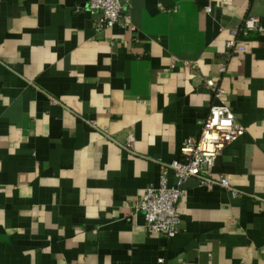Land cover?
I'll list each match as a JSON object with an SVG mask.
<instances>
[{"label": "crops", "instance_id": "1", "mask_svg": "<svg viewBox=\"0 0 264 264\" xmlns=\"http://www.w3.org/2000/svg\"><path fill=\"white\" fill-rule=\"evenodd\" d=\"M125 12L98 29L88 0H0V264H264V37L227 47L264 0ZM207 77L245 128L212 172L246 193L189 178L167 237L135 204L221 101Z\"/></svg>", "mask_w": 264, "mask_h": 264}, {"label": "built area", "instance_id": "2", "mask_svg": "<svg viewBox=\"0 0 264 264\" xmlns=\"http://www.w3.org/2000/svg\"><path fill=\"white\" fill-rule=\"evenodd\" d=\"M131 2L132 0H88V8L96 15V27L99 29L115 23L127 24L129 16L125 12V6ZM206 9L211 8L207 6ZM231 32L232 37L227 40V47L243 49L250 36L264 37V23L258 16H247L242 26L233 28ZM220 69L226 70L224 63ZM205 83L214 89L221 101L212 104L208 114L200 121V134L184 139L180 147L181 158L162 162L159 183L148 185L135 204L136 211L144 214L147 228L167 237H172L179 231L180 214L177 203L186 192L185 183L189 178L196 177L207 186L227 187L233 195L246 193L233 186L226 175L215 176L212 172L220 152L244 134L245 128L237 121L234 110L224 101V87L211 77H207ZM90 123L95 126L94 122ZM169 169H173L176 175L173 185L168 184Z\"/></svg>", "mask_w": 264, "mask_h": 264}]
</instances>
